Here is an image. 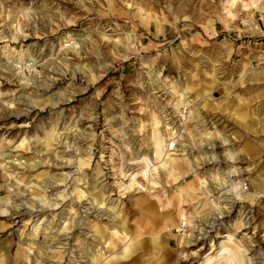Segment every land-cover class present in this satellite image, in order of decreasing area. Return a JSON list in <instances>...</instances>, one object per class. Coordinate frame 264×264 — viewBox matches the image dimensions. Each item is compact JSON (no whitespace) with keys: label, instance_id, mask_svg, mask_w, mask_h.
Segmentation results:
<instances>
[{"label":"rangeland","instance_id":"374dc122","mask_svg":"<svg viewBox=\"0 0 264 264\" xmlns=\"http://www.w3.org/2000/svg\"><path fill=\"white\" fill-rule=\"evenodd\" d=\"M138 1L0 0V47L9 45L16 51L24 50L26 58L30 54L37 61L34 71L21 66L19 75L29 83L25 89L0 67V137L15 145L22 136L28 140L27 151H15L6 144L0 150L18 155L22 161L41 162L33 172L14 167L20 175L43 171L70 173L64 183V198L56 202L58 207L37 213L46 217L50 213L58 215L71 206L83 217L81 226H75L68 235L57 236L65 243L60 264H68L72 239L84 238L82 228L99 218L109 223L102 212L97 214L93 205L85 213L84 205L77 202L72 193L74 188H84L90 199L96 197L99 179H95V169L98 167L104 174L100 178L103 190L113 194L112 200L120 201L130 228L144 240L152 229L147 214H156L158 209L164 210L162 214L173 213L174 210L165 208L166 196L171 195L176 186L203 178L204 182L199 184L201 193L192 200L185 197L181 200L180 209L185 211L186 218L180 219L177 227L184 221L185 230L177 232V227L171 230L173 235L185 236L183 253L189 257L183 264H200L227 233L248 250L251 262L264 264V75L257 73L261 63L259 52L264 47L263 14L250 5L252 21L250 26H245L241 24L245 14L240 11V3L231 9L238 14L237 20L231 22L224 12L225 0H148L144 9L162 22V30L156 35L153 23L148 27L141 24L136 11ZM242 1L249 3V0ZM208 21L213 22L214 37L202 30ZM16 23L25 37L9 42L11 25ZM249 27L258 30L251 33ZM69 35L73 40L66 39ZM79 37L82 42L60 48V44L68 45ZM16 56L10 55L9 60L13 61ZM84 71L97 79L88 82L91 78L85 76ZM210 73L215 74L217 81L208 79ZM152 75L159 76L157 85L151 83ZM228 81L231 83L226 84ZM211 82L214 84L209 88ZM172 85L175 87L171 88ZM62 90L76 94L71 101L55 107L32 109L20 115L6 113L4 102L20 106L19 95L47 97ZM182 91H186L188 100L192 101L187 107L198 114L197 120L191 116L189 122L184 123L176 117L172 105ZM235 95L243 100L241 111L248 117L245 122L229 114ZM162 106L167 111L159 115V119H163L160 130L165 149L168 143L175 142L169 152L177 154V183L168 180L167 172L159 168L155 176L161 188L151 189L153 192L149 195L129 192L121 198L114 182L123 161L132 158L126 145L132 143L135 152L144 150L145 135L150 134L151 129L150 114H158ZM164 125H174L176 134L169 137ZM205 128L216 130L220 135H201L199 130ZM50 134H53L51 146L46 150L41 142ZM245 144H249L251 150L246 151ZM88 151L91 162L83 168L82 175L77 170V159L85 157ZM232 151L236 154H231ZM5 163V159H0V165L7 168L9 164ZM209 172L217 174L207 176ZM82 178L86 179L84 185ZM48 184L37 192L51 195L64 186L62 182ZM142 185L146 187L145 183ZM0 187V195L7 194L1 174ZM245 193L253 194L251 201L239 199ZM202 196L209 207L200 215L192 206L200 203ZM139 201L148 202L138 209L135 203ZM240 214L241 219L237 221ZM28 216L27 211L21 214L17 227ZM212 216H217L219 223L195 240L197 231L203 229L206 219ZM0 219L13 222L10 218ZM10 240L12 244L17 242L12 228L0 232V248L6 247ZM87 242L92 239L88 238ZM161 242L163 260L167 259V254L174 259L179 250L177 241L163 234ZM34 246L45 250L47 241L39 236ZM12 255L17 257L14 248ZM86 255L89 257L88 252ZM151 255L147 245L144 252L120 264H147V260L141 261V258Z\"/></svg>","mask_w":264,"mask_h":264},{"label":"bare ground","instance_id":"6f19581e","mask_svg":"<svg viewBox=\"0 0 264 264\" xmlns=\"http://www.w3.org/2000/svg\"><path fill=\"white\" fill-rule=\"evenodd\" d=\"M138 2L139 3L136 4V11L140 16L139 19L141 24L148 27L151 23H153L155 25L157 35V33H160L162 30V22L159 21L154 14L144 9L149 2L148 0H139ZM238 3L241 4L240 11L245 14L241 24L250 26L249 22L252 21V15L249 13L251 11L250 5L252 6V9H255L263 14L262 20L264 24V0H249V3L243 2L242 0H225L224 12L229 21L234 22L237 20L238 14L232 13L231 9H234ZM174 20L177 21V18H174ZM212 24V21H208L202 26V30L208 36L214 37L215 33L213 31ZM11 27L13 29L11 36L8 39L9 42L14 43L21 37H25L19 24L16 23L11 25ZM249 30L251 33H254L258 30V28L249 27ZM66 39L73 40L71 35L66 37ZM68 40H65L64 42H67ZM74 40H76V42L73 41L65 46L60 44V48L76 45L77 41H83L80 37L74 38ZM23 51L24 50L16 51L11 49L9 45L0 47V67H3L7 73L12 75L15 80L19 81L22 86L21 88L25 89L29 83L23 76L19 75L22 73L21 66L25 69L29 68L31 71H34L37 61L30 54L26 58ZM13 54H16L17 56L14 57L13 61H10V55L13 56ZM16 60H18V62ZM258 67L260 71L257 73L263 77L264 64L259 63ZM17 70L18 72H15ZM82 73L85 76L87 75L86 71ZM207 76L208 79H214L217 81L214 73H210ZM88 77L91 78L90 80H87L88 82H92L97 79L96 77ZM158 78L159 76L152 75L150 77L151 83L157 85ZM230 83V81L226 82V84ZM213 84L214 82H211L208 87L212 88ZM172 87L175 86L172 85L171 88ZM171 90L173 91V89ZM228 93L229 92L227 91L226 96H228ZM75 94V91L67 90L52 93L47 97L38 96L37 98L24 94L19 95L18 97V99L21 100L19 104L20 106L16 107L9 101H5L4 105L8 116L28 114L32 109H43L46 106L55 107L59 103L69 102L74 98ZM207 94H210V91H208ZM177 98L178 99H176L172 105L176 112V117H180L182 110L186 109L184 123L189 122V118H191V116L193 120H197L198 114L194 112V110H192V112L188 110L187 105H191L192 101L188 100L186 91H182ZM231 101L232 110L229 114L241 122H245V119L248 117L245 112L241 111L243 107V100L240 96L235 95ZM166 111V107L162 106L160 107V112L158 114H150L149 125L151 129L150 134L145 135V151L141 150L139 152H135L132 148L133 144L127 143L126 148L132 154V158L131 161H123L118 169V174L115 175L116 181L114 182L121 198L124 197V194L129 192H141L145 195H149L153 192L151 189L161 188L155 176L158 173L159 168H163L167 172L168 180L173 181L174 184L177 183L179 177L176 171V164L178 162V159L176 158L177 154H171L168 149H165V141L160 130V128L163 127V119L160 120L159 115L161 112ZM171 123L175 124L173 121ZM164 127L169 137L170 135L176 134V132L173 131L174 125L173 127L164 125ZM51 131L54 130L52 129ZM199 132L202 133L201 135H220L218 131L208 128L203 129V131L200 129ZM52 135L50 134L43 137L41 145L46 150H48L51 146L50 136ZM10 143L11 142L7 141L4 137H0V147H3V145L6 144L15 151H17V149L27 151L26 145L28 144V140L26 136H22L16 145L15 143ZM147 145H149L148 148ZM244 146L245 148H243L247 149L246 151L251 150L249 144H245ZM89 151L85 154V157L81 156L77 159V170L81 171L82 175L84 171L83 168L89 166L91 162ZM231 154L236 153L235 151H232ZM0 159H5V164H9L7 168L5 165H0V174L2 176L4 175L7 189V194L2 196L0 195V217L10 218L13 220V222H6L0 219V232L10 230L11 228L14 232H17L16 235L19 238V242L16 255L21 264H60L65 254V243H62L61 239L57 236L62 234L68 235L75 226H81L84 223L83 217L79 216L76 213V210L71 206L58 215L50 213L49 216L46 217L37 213L43 212L44 210H53L58 207L56 202L64 198V189H66L64 183L71 176L70 173L49 174L48 172L43 171L33 175H20L18 172L14 171V167L33 172L41 164V162L22 161L18 158V155L4 153V150H0ZM67 161L69 162V160ZM215 173L209 172L207 176H215L217 174ZM103 175L104 174L99 167L95 169V179H99L97 180L99 189L97 190L98 194L96 197L90 199L89 194L86 190H84V188H74L72 193L77 202L84 205L85 213L90 211L93 205L97 214L102 212V215L106 216L109 223H103L101 221L102 218H99L96 222H92L88 226L82 228V230H85V232H83L84 238L74 237V239H72L74 241L70 246L68 264L127 263L137 254L144 252L147 249V245L151 248L152 255L147 258H141V261L147 260V264H183L189 257V254L183 253V247L186 244L185 236L173 235L171 234V230L177 227L180 219L185 220L186 218L185 211L180 209L181 200L184 197L192 200L197 193H201V186H199V184L204 182L203 178L199 177L197 182L189 181L182 186H176L175 189L172 190V194L166 196L167 203L165 208H167L166 210H174L173 213L162 214L164 210L158 209V214H147L148 219L152 221V224L149 226L152 229H150L148 238L144 240L140 234H135V232H133L130 228L128 217L125 216L124 209L120 201L118 199L112 200L110 197L113 194L106 192L105 189L103 190V185H100L103 181L100 180V178H102ZM81 181H83L81 183L83 185L86 183V179L84 178H82ZM50 182H62L64 184L63 189L57 190L51 195H43L37 192L38 189L42 188V186H48V183ZM143 183H145L146 187L142 185ZM253 197V194L245 193L244 195H241L239 199L251 201ZM201 198H203V200L200 203H197L196 206L195 203L192 206L195 213L200 215H202L204 210L209 207L205 197L202 196ZM147 202L139 201L136 202L135 205L138 209H141L144 203ZM25 211L29 212L28 218L23 220L22 224H20L17 228H14V230L13 227L15 219L21 216V214ZM143 211L145 213V210H142V212ZM241 216V214L237 216V221L241 219ZM218 221L219 218L217 216L207 218L203 229L197 231L198 234L196 235L195 240H197L198 237L202 238L207 233V229H214L216 224L219 223ZM157 222L158 226L156 225ZM153 229L156 230V232H153ZM163 234H167V236H170L177 241L179 250L175 253L174 259L171 254H167L166 260H163V257H161V253L163 251L161 237ZM39 236L42 239H46L47 249L37 250V247L34 246L35 242L37 243ZM88 238H91L92 242H87ZM220 238L223 240L218 242V244L214 246L213 250L203 257L200 264H261L257 261L254 263L251 262V258L247 256L248 250L244 248L239 241L234 242L232 235L227 233L222 235ZM10 245L11 240L6 247L8 248ZM33 248H36V250L34 251ZM2 249L3 248L0 249V253L4 255L6 252L2 253ZM87 252L89 253V257L86 255ZM31 255L36 257L37 262H33ZM191 255H196V253H192ZM84 256L87 259H82Z\"/></svg>","mask_w":264,"mask_h":264},{"label":"built area","instance_id":"2783aa9c","mask_svg":"<svg viewBox=\"0 0 264 264\" xmlns=\"http://www.w3.org/2000/svg\"><path fill=\"white\" fill-rule=\"evenodd\" d=\"M259 55H260V58H261V63L264 64V47H262V48L260 49ZM0 86H1V80H0ZM185 111H186V109H183V110H182V114L180 115V117H178L180 120H184V117L186 116ZM174 147H175V142H173V143H168V144H167V149H168L169 151H172ZM0 193H1V187H0ZM17 218H19V217H17ZM17 223H18V220L15 219V223H14V227H15V228H17V225H18ZM186 226H187V225H186V222L183 221V222L178 226V228L176 229V231H177V232H181V231L185 230ZM14 230H15V229H14ZM16 233H17V232H15V234H16ZM40 238H41V237H40ZM41 239H42V238H41ZM18 242H19V238H18V236H17V242H16V244H15V246H14L15 249H18ZM33 249H34V251L36 250V248H33ZM31 256H32L33 262H37L36 257H35L34 255H31ZM85 256H86V255H85ZM85 256H84L82 259H87ZM82 262H83V260H82ZM81 264H83V263H81Z\"/></svg>","mask_w":264,"mask_h":264},{"label":"crops","instance_id":"0c3cea01","mask_svg":"<svg viewBox=\"0 0 264 264\" xmlns=\"http://www.w3.org/2000/svg\"><path fill=\"white\" fill-rule=\"evenodd\" d=\"M14 246H15V244L11 243L10 247L8 246V248L7 247H2L3 249L1 250V252L2 253L6 252V253H4V255L1 254V256H0V264H19V258L16 257L15 255H12ZM17 250L18 249L14 248V252L16 251V254H17ZM14 256L16 258H18V259H16Z\"/></svg>","mask_w":264,"mask_h":264}]
</instances>
